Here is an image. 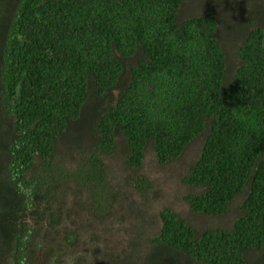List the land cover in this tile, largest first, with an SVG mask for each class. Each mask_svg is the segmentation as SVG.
I'll use <instances>...</instances> for the list:
<instances>
[{
	"label": "trees",
	"instance_id": "16d2710c",
	"mask_svg": "<svg viewBox=\"0 0 264 264\" xmlns=\"http://www.w3.org/2000/svg\"><path fill=\"white\" fill-rule=\"evenodd\" d=\"M186 1L0 0V264L79 255L63 201L82 194L84 210L106 212L101 156L117 136L132 188L147 189L135 175L147 147L166 164L203 137L181 178L200 189L183 198L190 211L216 217L243 198L229 229L196 231L161 209L142 261L136 248L112 264H264V0H214L180 19ZM237 8L247 16L232 26Z\"/></svg>",
	"mask_w": 264,
	"mask_h": 264
},
{
	"label": "rangeland",
	"instance_id": "374dc122",
	"mask_svg": "<svg viewBox=\"0 0 264 264\" xmlns=\"http://www.w3.org/2000/svg\"><path fill=\"white\" fill-rule=\"evenodd\" d=\"M213 3L214 0H187L181 6L178 16L184 19L201 15L206 10H215L216 4ZM245 16L247 12L241 13L237 8L232 15H228V18L231 25L236 26L242 23ZM221 26L224 27L225 23ZM225 47L228 49L227 63L232 65L235 62L233 51L226 43ZM70 134L72 135V130L62 138L67 141ZM202 141L203 137L195 139L177 160L166 164H159L151 147H147L142 167L135 173L148 183L147 189L140 191L126 183L125 178L130 175L125 165L127 150L124 140L117 136L114 150L106 156H101L108 184L115 194L106 212L102 216H95L84 210L83 204L86 200L82 194L73 195V192H70L63 201L64 208L73 210L66 218L65 225L75 230L76 240L72 246L74 252L80 256L84 255L86 264H112L113 259L125 258L131 250L137 248L141 254H134L133 258L137 259L140 256L142 261L147 241L158 233L160 227L158 213L163 208L171 210L196 231L204 228L229 229L240 213L239 206L243 197H236L230 203L227 212L216 217L193 214L183 199L186 195L197 194L200 191L198 188L182 184L181 178L186 175L189 166L198 157ZM91 143L89 137L87 143L84 142L86 149ZM58 149L60 155L64 156L65 164L72 167L75 157L73 148L60 140ZM76 202H79V207L76 206ZM93 236L95 237L92 240ZM79 255L62 256L54 261L69 263ZM257 256L258 254H252L248 259L251 261Z\"/></svg>",
	"mask_w": 264,
	"mask_h": 264
}]
</instances>
